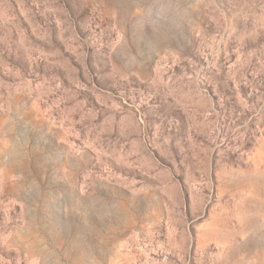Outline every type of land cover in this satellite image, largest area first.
Returning <instances> with one entry per match:
<instances>
[{
  "label": "rangeland",
  "instance_id": "obj_1",
  "mask_svg": "<svg viewBox=\"0 0 264 264\" xmlns=\"http://www.w3.org/2000/svg\"><path fill=\"white\" fill-rule=\"evenodd\" d=\"M0 264H264V0H0Z\"/></svg>",
  "mask_w": 264,
  "mask_h": 264
}]
</instances>
